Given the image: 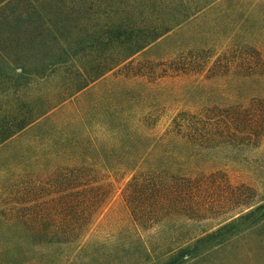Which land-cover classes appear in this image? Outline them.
Returning <instances> with one entry per match:
<instances>
[{
    "label": "trees",
    "instance_id": "16d2710c",
    "mask_svg": "<svg viewBox=\"0 0 264 264\" xmlns=\"http://www.w3.org/2000/svg\"><path fill=\"white\" fill-rule=\"evenodd\" d=\"M85 1L74 4L81 10ZM97 1L102 4L98 14L108 22L116 18L114 5L119 10L136 5L152 14L144 21L122 18L107 24L99 39L106 40L100 42L103 53L87 60L88 47L79 39L75 44L83 47L68 51L64 34H70L65 32L70 12L55 0H0V145L38 121V165L0 178V225L18 227V237H25L1 251L0 264L46 259L54 245L77 243L78 254H88L79 242L91 243L90 228L110 206L116 180L123 183L129 214L117 234L118 261L140 263L153 254L174 253L173 264H183L232 225V213L257 204L251 196L255 191L243 182L233 184L226 167L250 163L249 154L264 141V97L259 95L264 68L248 63L262 53L215 54L178 45L135 60L214 0L200 9L198 0ZM96 14L86 9L80 18L84 22ZM38 49L50 53H44L40 66ZM111 71L115 81L102 94L89 90L90 99L84 96L65 110V101ZM232 73L245 81L253 78L258 94L243 101L226 98V92L242 87L230 80ZM181 78L192 79L193 85L177 97L184 105L159 133L160 111L166 108L162 86ZM38 84L40 93L31 98ZM134 85L138 88H130ZM208 86L216 89L214 96L196 94ZM203 220L221 226L202 231L191 245L170 233L174 225ZM107 221L115 223V214Z\"/></svg>",
    "mask_w": 264,
    "mask_h": 264
},
{
    "label": "rangeland",
    "instance_id": "374dc122",
    "mask_svg": "<svg viewBox=\"0 0 264 264\" xmlns=\"http://www.w3.org/2000/svg\"><path fill=\"white\" fill-rule=\"evenodd\" d=\"M75 1L55 0L57 5L63 6L70 12L69 19L67 20L68 27L65 30V32L68 31L70 34L67 36L64 34L67 38L68 51L72 52L76 47H83L82 45L77 46L75 44L77 39H79L84 46L88 47V50L85 52L87 55L84 57L87 60L97 54L103 53L104 45H100V42H106V40L103 38L99 39L106 30L107 24L114 23L115 19H118L119 22L122 18L144 21L152 14L151 11L143 12L139 8H136V5H131L126 10H123V7L119 10L114 5L113 15L116 18L108 22L105 16L98 14L99 6L102 5L99 1L86 0L85 4L81 6V10H79L80 6L78 7V5L74 4ZM198 1L200 4L198 9H200L209 0ZM50 5L49 3L46 5L49 10L51 9ZM86 9L96 12L95 17L97 18L83 22L80 16ZM164 14L165 11H159L160 16H164ZM93 40H98L99 42L91 46ZM178 45L179 47L181 45L189 47L197 45L200 48L210 49L215 54H219L225 50H230L234 53H252L254 50H257L258 53H262V58L249 61L248 63L264 68V0H214L212 4L201 9L184 23L140 51L134 56V59H146L154 56L152 55L154 53L168 52V50ZM46 51L38 49V66L43 61L44 53L50 54ZM237 63V65L240 64L239 62ZM235 68L237 69L236 66ZM113 72L111 71L91 83L85 92L65 101V110L68 111L73 108L80 98L84 96L86 100L90 99L93 95L89 93V90H97V93L102 94L103 90L115 81ZM230 80L233 84H242V87L237 93L233 92L234 94L226 92L224 95L226 98H239L243 101L244 99L249 100L250 97L258 94L252 87L256 84L251 82L253 78H247L245 81L240 78L238 73H232ZM125 85L129 84L126 83ZM192 85V79L181 78L180 80L171 79L162 86L163 89L160 94L163 98H166V108L160 111L162 119L156 127L157 132L160 133L165 130L170 117L179 107L184 105L182 104L183 102L177 100V97L181 96ZM136 87L138 88L137 85H134L130 88L136 89ZM36 93H40L39 84L29 92L31 98ZM209 93L210 97L214 96L216 89L208 86V91L203 88L199 89L196 94L202 98L206 97ZM259 95L264 97V90ZM58 110L55 112H59ZM224 153H220V157H225ZM249 155L251 157L249 162L251 159L252 161L247 163V165L230 164L226 169L232 174L231 182L233 184L243 182L255 191L251 193V196L255 199L253 203L257 202V204L249 209H242V212L237 210L232 213L231 215L234 216L229 220L232 222V225L217 235L209 243L210 246L201 252L200 256L188 259L183 264H264V141L261 142L257 149L252 150ZM225 164L221 163L220 167H223ZM37 165L38 121L0 145V178L14 174L13 172L26 166ZM114 187L115 193L112 196L110 206L106 208L104 213L90 228L88 243L90 240L91 243L85 245L84 242H79V246L85 247L88 254H85V252L78 254V247L75 248L77 243L66 247L63 245L55 247L54 245L52 248H47V252L51 251L50 257L46 259L36 258L31 261V264H173L171 260L175 258L174 253L165 255L153 254L149 261L140 263L114 259L118 253L117 248L119 246L117 234L124 231L127 224V216H129L122 201L121 190L123 183L116 180ZM259 205L261 207H258ZM111 213L116 216V221L113 224H109L107 221ZM216 222L203 220L189 222L188 226L174 225L172 227L174 230L170 231V233L172 232L173 235L182 237V241L189 239L185 245H191L195 239L194 237H199L202 231L209 233L218 229L221 225L216 226ZM20 234L22 232L18 227L0 225V255L3 249H9L15 245L17 239L25 238L18 237ZM147 239L151 242L154 240L152 237Z\"/></svg>",
    "mask_w": 264,
    "mask_h": 264
}]
</instances>
